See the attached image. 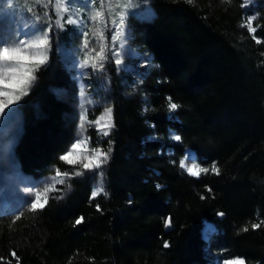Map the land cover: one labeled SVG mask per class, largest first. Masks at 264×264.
Wrapping results in <instances>:
<instances>
[{"label":"trees","instance_id":"1","mask_svg":"<svg viewBox=\"0 0 264 264\" xmlns=\"http://www.w3.org/2000/svg\"><path fill=\"white\" fill-rule=\"evenodd\" d=\"M242 2L150 0L149 17L129 16L131 44L155 66L139 82L110 67L99 87L114 124L101 143L111 149L105 193L93 197L97 175L84 173L66 178L42 209L1 207L0 264H214V252L219 262L264 264V223L251 227L264 221V43L242 26ZM250 12L264 39V0ZM76 36L67 28L60 39ZM35 74L13 148L25 172L43 176L65 169L60 156L78 120L64 96L74 76L54 39ZM186 148L219 174L180 168ZM204 220L219 231L214 241L202 236Z\"/></svg>","mask_w":264,"mask_h":264},{"label":"snow or ice","instance_id":"2","mask_svg":"<svg viewBox=\"0 0 264 264\" xmlns=\"http://www.w3.org/2000/svg\"><path fill=\"white\" fill-rule=\"evenodd\" d=\"M36 4L42 5L45 11L43 16L48 21H52V16L47 11L48 6L53 4V0H35ZM145 0H99V8L90 16V21L94 23V27L90 29L92 36L95 40V46L93 45V39H89V30H85L81 33L83 37L82 48L85 51L82 63L79 67H89L91 61V67L95 70L97 68L103 69L104 62L110 58H114L117 66L123 63V50L126 37V19L129 15H136V9L140 7L141 3ZM191 2V0H189ZM250 2V0H249ZM96 0H88L87 5H94ZM76 0H55L54 9L56 19L54 24L57 30H65V24H84L83 19L80 18V14L75 10L74 5ZM241 7H247V4L241 3ZM14 11V5L11 0H0V121L5 124L10 123L18 113L19 102L24 96L29 94V89L32 82L35 80L34 73L40 66L47 63L48 52L52 46V33L53 22L47 23L45 27H36L34 24L17 21L14 17H10L4 12V9ZM28 12L32 9L29 7ZM75 12L73 15L72 13ZM67 13V19L64 18V14ZM107 13V15H106ZM35 20H40V16H35ZM257 16L255 14L247 16V19L242 24L246 27L257 44L264 43V39L257 37V26H254ZM111 24L112 30L110 37L105 34L106 30ZM110 54V55H109ZM264 55V53H262ZM81 95L85 93L81 91ZM170 110H175L179 107L176 103L172 102V98L168 97ZM88 103H91L89 100ZM147 111V109H145ZM87 121V109L81 115L80 127L83 129ZM104 123H101V122ZM88 123L95 124L97 126L98 133L107 136L114 124L112 123V109L107 107L103 113L94 121H88ZM0 127H3L0 124ZM173 139L180 141L179 135H174ZM88 151L87 140L78 133L74 142L71 143L64 154L60 156V159L69 166L81 165L85 170L100 169L103 164L107 163L109 152H104L99 147L91 149L93 155H84ZM86 161V162H85ZM175 163V161H174ZM179 167L184 169L189 175L199 177L202 173L207 174L209 171L219 174L220 170L216 163L213 162L211 168L202 167L198 162L195 154L186 153L179 161ZM83 175L82 171L71 168L61 171L59 168L54 169V175L48 178V182L41 187L44 192L49 190H58L55 188L57 183L64 184L65 178H71L72 176ZM98 175L102 178L103 172H99ZM70 187V185H69ZM157 188L160 185L156 186ZM24 191L29 194L28 207L29 210L35 211L42 209L47 203L46 200L41 202L42 192L40 190H34L32 187H27ZM211 191V189H209ZM104 192L102 186H98L92 193L95 197ZM223 215V213H219ZM83 217L78 218L75 223L78 225L83 221ZM168 224L171 223L169 218ZM260 223H253L251 227L258 229L261 227ZM248 231L247 227L242 229ZM165 243V247H167ZM11 257L16 258V252L10 253ZM3 259V258H0ZM18 260V258H17ZM222 264H245L243 258H234L224 260Z\"/></svg>","mask_w":264,"mask_h":264},{"label":"rangeland","instance_id":"3","mask_svg":"<svg viewBox=\"0 0 264 264\" xmlns=\"http://www.w3.org/2000/svg\"><path fill=\"white\" fill-rule=\"evenodd\" d=\"M14 5V11L9 9H4V12L7 13L10 17H14L17 21L28 22L34 24L36 27H45L47 23L53 22V39L55 41V45L63 57L65 63H67V67L71 70L74 76L73 89L70 90V93L64 91V96L71 102V105L74 107V111L78 117L77 126H76V136L78 133L82 135L84 139L87 140V148L88 151L83 153L84 155H93L91 149L94 147H99L104 152H108L103 149L102 140L104 139V135L98 133L97 126L92 123H88V121H94L98 118L104 111L105 108L110 107L109 102H107V98L100 95L99 87H104L103 85L106 83L108 79V72L110 67H118V69H122L123 71H128L132 74L135 80L142 81L143 75L150 72V70L155 66L150 54L146 52L137 51L139 47H134L131 44V32L129 25V15L126 19V37L125 44L123 50V63L119 66L116 65L114 58H110L104 62L103 69H93L91 67V61L89 67L81 68L79 64L82 63L85 58L84 53L86 50L82 48L83 37L81 33L85 30H89V39H93V45L95 46V40L92 36V29L95 25L90 21V16L94 14V12L99 8V0H96L94 5L85 6L88 3V0H76V4L74 5L75 10H77L80 14V18L83 19L84 24L75 25V24H65L64 28H71L76 31V40H74L71 44H66L63 40L60 39V35L63 30H57L54 24L56 19L54 3L48 6L47 11L49 15L52 16V21H48L47 18L43 16V12L45 9L42 5L36 4L35 0H11ZM47 0H45V3ZM258 0H244V3L247 4L245 7L247 11V16L250 14V10L256 5ZM31 7L32 11L28 12L27 9ZM136 16L138 18H146L151 14L150 0H145V2L141 3L140 7L136 10ZM73 15L75 12L72 13ZM107 15V13H106ZM256 15V14H255ZM35 16H40V20H35ZM68 14H64V18L67 19ZM257 16V15H256ZM111 24L109 23V27L106 30L105 34L110 37L111 34ZM49 53V52H48ZM110 55V54H109ZM35 77L36 74L34 73ZM97 81V85H94L93 82ZM35 81V80H34ZM33 81V82H34ZM32 82V83H33ZM81 91L85 93L84 96L81 95ZM71 97V98H69ZM72 99V100H71ZM91 103H88V101ZM100 105V110L97 111L96 107ZM87 109V121H85L84 128L80 127L81 124V115L84 110ZM69 116V115H68ZM18 113L11 121V127L8 128L9 123L5 124L3 121H0V124L3 127H0V208L3 205L9 206L10 204H20L21 206H27L29 200V194H27L24 189L27 187H32L34 190H40L43 194L41 197V202L44 200H48L50 193L54 190H51V185H49V190L44 192L42 185L48 182V178L54 175V169L50 173L43 176H36L32 173L25 172L23 170L17 160L16 154L14 152V140L16 138V134L19 130L18 125ZM101 123H104L103 121ZM95 134V136L93 135ZM93 135V136H92ZM177 135L176 133L172 134V137ZM108 136V135H107ZM74 138V140H75ZM73 140V142H74ZM72 142V143H73ZM65 152V151H64ZM64 152L62 154H64ZM186 153H194L193 150L186 148L184 155ZM61 154V155H62ZM109 157V156H108ZM196 157V155H195ZM108 161V160H107ZM86 162V161H85ZM197 162L202 167L203 166L198 160ZM106 164V163H105ZM105 164L102 165L100 169L95 170H85L81 165L69 166L65 165V169L75 168L84 173L91 174L93 172L96 173V179L93 185V191L98 187L102 186L104 188L105 193V179L104 177H100L98 175L99 172H103ZM209 168V167H208ZM60 169V168H59ZM65 169H60L64 171ZM66 180V178H65ZM59 183L55 185L57 188ZM97 195V196H99ZM95 196V197H97ZM216 228L213 224L208 221H205L203 228V236L206 241H211V235L215 234ZM215 239V238H214ZM213 239V240H214ZM215 259H218L217 253L214 252L212 254ZM237 258V257H234ZM231 258V259H234ZM241 258V257H239ZM228 260V259H226ZM224 260H222L219 264H222Z\"/></svg>","mask_w":264,"mask_h":264},{"label":"water","instance_id":"4","mask_svg":"<svg viewBox=\"0 0 264 264\" xmlns=\"http://www.w3.org/2000/svg\"><path fill=\"white\" fill-rule=\"evenodd\" d=\"M168 220H169V218H168ZM168 220H167V222H168ZM166 228H167V229H170V228H171V223H170V224L167 223V224H166Z\"/></svg>","mask_w":264,"mask_h":264},{"label":"bare ground","instance_id":"5","mask_svg":"<svg viewBox=\"0 0 264 264\" xmlns=\"http://www.w3.org/2000/svg\"><path fill=\"white\" fill-rule=\"evenodd\" d=\"M18 140V139H17ZM168 218H170V217H168Z\"/></svg>","mask_w":264,"mask_h":264}]
</instances>
